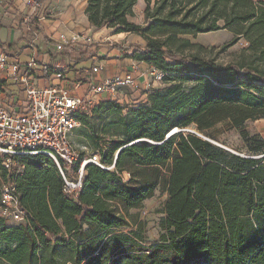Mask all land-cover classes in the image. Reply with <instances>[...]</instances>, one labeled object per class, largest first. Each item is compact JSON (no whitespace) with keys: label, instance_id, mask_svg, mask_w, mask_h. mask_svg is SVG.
<instances>
[{"label":"trees","instance_id":"obj_1","mask_svg":"<svg viewBox=\"0 0 264 264\" xmlns=\"http://www.w3.org/2000/svg\"><path fill=\"white\" fill-rule=\"evenodd\" d=\"M144 1L143 24L132 21L137 0H86L84 13L94 31L139 36L144 46H128L127 56L162 71L167 85L139 104L107 98L76 115L93 146L79 159L96 153L107 167L87 164L76 198L49 157H13L19 173L0 158L3 182H14L28 214L24 223L0 217V264H264V139L245 129L264 119V0ZM220 29L232 33L226 46L247 42V59L183 54L200 46L182 36ZM223 121L240 130L245 153L205 133ZM157 189L164 217L158 241L146 245L131 210Z\"/></svg>","mask_w":264,"mask_h":264},{"label":"built area","instance_id":"obj_2","mask_svg":"<svg viewBox=\"0 0 264 264\" xmlns=\"http://www.w3.org/2000/svg\"><path fill=\"white\" fill-rule=\"evenodd\" d=\"M39 2L40 0H32V6L36 8ZM28 22V17L22 19L23 24L27 25ZM67 41L68 39L61 36L55 43L54 50H63ZM30 69V63L22 67L16 57L10 59L5 51L0 52V71H6L19 80L26 102L25 109L20 111L0 104L1 163L9 172L19 173L23 165L13 157L45 155L57 166L63 180V192L76 198L87 164L107 168L100 163L96 153L86 154L84 158L79 159V151H86V148L78 150L70 141L71 131L80 124L76 115L89 113L96 95L106 94L109 99L121 103L123 90L132 89L137 85L134 75L136 69L103 77L98 82L90 79L88 89L82 96L74 94L73 90L65 85V77L60 69L53 71L51 80L43 86L37 85L31 79ZM151 69V83L157 86L162 82L164 73ZM92 72H97V68L92 67ZM78 161V166L74 169ZM0 217L15 223H24L28 219L26 210L18 201L14 182L0 181Z\"/></svg>","mask_w":264,"mask_h":264},{"label":"crops","instance_id":"obj_3","mask_svg":"<svg viewBox=\"0 0 264 264\" xmlns=\"http://www.w3.org/2000/svg\"><path fill=\"white\" fill-rule=\"evenodd\" d=\"M81 2L82 27H90L84 13L86 0H47L45 3V15L41 14L42 5L36 8L32 6V0H0V52L5 51L9 58L16 57L22 67L31 64L29 74L31 79L39 86L46 85L52 78L53 71L60 69L65 77V85L71 88L74 94L82 96L88 89V81L91 79L98 82L103 77L123 74L136 69L135 79L137 87L144 88L146 81V69L152 71L151 67L144 62L130 58L127 46L118 45V48L107 50L103 44L94 55L85 54L83 60L79 55L87 46L95 42H81V30H76L77 22L74 10L77 2ZM54 9H65L61 13L63 23L69 24L70 37L64 34L58 23L52 22V11ZM28 17L29 22L22 23V19ZM63 26V25H61ZM62 37L68 39L63 50L55 51V43ZM75 36L77 38H75ZM114 38L116 34L111 35ZM137 37L139 44L134 46L143 47L144 41L137 35L124 33L122 38ZM73 40V41H72ZM67 54L62 55L61 53ZM112 54V58L106 57ZM46 66L47 69L44 67ZM92 67L97 72H92ZM144 69V72H142ZM146 73V72H145ZM145 90V89H144ZM100 96V100L107 99L106 94L96 95L94 102ZM142 96H145L143 94ZM0 104L7 105L13 110L25 109L22 86L17 78L12 77L6 71H0Z\"/></svg>","mask_w":264,"mask_h":264},{"label":"rangeland","instance_id":"obj_4","mask_svg":"<svg viewBox=\"0 0 264 264\" xmlns=\"http://www.w3.org/2000/svg\"><path fill=\"white\" fill-rule=\"evenodd\" d=\"M154 0H151V3ZM80 1L77 2L74 16L76 18L77 27L76 30H81L82 27V13ZM45 3H43L41 14L45 15L44 11ZM146 3L144 0H137V3L134 7V16L132 21L138 24H143L144 16L143 11L145 9ZM44 8V9H43ZM65 12V9H54L52 11V22L58 23L57 27H61L64 31V34L70 37L68 31V22L63 23V18L61 13ZM63 25V26H61ZM81 42H98L102 41L103 44L106 45L107 50H112V48H118V45L125 46H134L136 43H140L137 37L132 36L131 38H122L124 34L117 35L120 38H114L110 35L109 30L101 29L99 31H94L92 27H85L84 30H81ZM183 38H187L190 40L192 44L199 45L200 47H196L190 51H184V55H188L190 53L198 54L201 57L214 59L215 62L219 64H227L241 61L242 58H248V53L243 52L242 49L247 46V42L244 39H239L235 44L231 46H226L232 38V33L227 29H220L214 32L208 33H200L195 36H182ZM75 38H77L75 36ZM112 54H109L106 57L112 58ZM144 72V69H142ZM146 72V73H145ZM144 74H146V81L144 82V88L134 87L132 89H124L123 90V99H121V103L125 106L135 105L146 101L147 94L155 89L156 87H165L166 83H159L157 86H153L151 83L152 73L150 70L146 69ZM183 86L187 88L188 83H184ZM145 89V90H144ZM145 94V96H142ZM100 101V96L95 100L94 104H98ZM189 131H195L191 127L186 128ZM246 131L249 135H253L258 133L264 139V119H257L254 121H248L245 126ZM88 129L83 128L81 124L76 126L70 134V140L74 143L78 150L82 147H86L88 151L93 150V146L88 140L85 138V132ZM211 136H215L217 141L225 146L226 148L238 152L239 154H243L246 151V146L243 143L240 130L234 129L230 127L228 121H223L217 123L212 129L205 132ZM107 139H104L106 141ZM102 144V143H101ZM7 178V175H6ZM0 180L4 181L3 175L0 173ZM166 199V194L161 190H156L154 195L145 200L143 202V206L140 209L131 210L132 213L138 216V219L144 222V242L146 245H153L159 239L160 229H159V220L161 217H164L163 213V204ZM130 228L123 229L124 232L128 231Z\"/></svg>","mask_w":264,"mask_h":264},{"label":"water","instance_id":"obj_5","mask_svg":"<svg viewBox=\"0 0 264 264\" xmlns=\"http://www.w3.org/2000/svg\"><path fill=\"white\" fill-rule=\"evenodd\" d=\"M176 130L171 131L167 136H170L171 134H173Z\"/></svg>","mask_w":264,"mask_h":264},{"label":"bare ground","instance_id":"obj_6","mask_svg":"<svg viewBox=\"0 0 264 264\" xmlns=\"http://www.w3.org/2000/svg\"><path fill=\"white\" fill-rule=\"evenodd\" d=\"M174 130H176V129H173L172 131H174Z\"/></svg>","mask_w":264,"mask_h":264}]
</instances>
